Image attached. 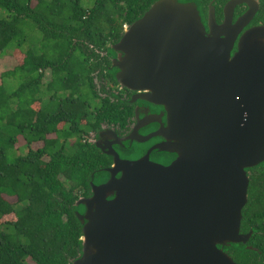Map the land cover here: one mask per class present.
Returning a JSON list of instances; mask_svg holds the SVG:
<instances>
[{"label":"water","instance_id":"obj_1","mask_svg":"<svg viewBox=\"0 0 264 264\" xmlns=\"http://www.w3.org/2000/svg\"><path fill=\"white\" fill-rule=\"evenodd\" d=\"M215 34L196 2L157 0L109 46L117 86L135 93L129 103L160 107L167 117L155 135L135 129L128 139L161 135L164 143L129 161L101 142L105 132L93 142L113 163L74 205L81 254L70 264H237L227 252L234 245L258 252L241 223L248 171L264 163V28L245 32L232 56L236 38L221 53ZM215 74L229 84V109L204 90ZM153 150L176 158L152 162Z\"/></svg>","mask_w":264,"mask_h":264},{"label":"trees","instance_id":"obj_2","mask_svg":"<svg viewBox=\"0 0 264 264\" xmlns=\"http://www.w3.org/2000/svg\"><path fill=\"white\" fill-rule=\"evenodd\" d=\"M91 1L86 9L83 0H0V55L17 61L0 75V264L79 257L74 205L110 166L90 135L103 125L126 129L132 117V106L99 95L95 80L117 89L109 46L157 0ZM18 75L24 82L8 89ZM248 172L241 233L253 231L248 246L258 252L243 245L227 252L237 264H264V163Z\"/></svg>","mask_w":264,"mask_h":264},{"label":"flooded vegetation","instance_id":"obj_3","mask_svg":"<svg viewBox=\"0 0 264 264\" xmlns=\"http://www.w3.org/2000/svg\"><path fill=\"white\" fill-rule=\"evenodd\" d=\"M198 10L201 16L203 25L206 28L207 34H211V31H215L214 35L215 46L218 51L224 53L232 42L233 38L236 41L231 51V56L237 51L238 44L242 35L250 29L264 28V0H197ZM230 9L228 10V7ZM246 15H250V19L247 24L238 31L234 30L238 20ZM213 20L212 26L209 25ZM228 22L230 25H226ZM224 26V27H223ZM218 56V55H217ZM95 62V58H92ZM219 63L221 59H216ZM94 75H99V70ZM215 79V82L211 83ZM221 74H215L212 80L204 85V90L208 93L215 95L214 97H220L218 106L221 108L224 106L229 109L232 105V101H227L229 98L226 94L229 93V84L224 82ZM99 95L104 97L107 94L119 99L122 102L132 106V117L129 118L126 129L120 127H108L103 125L102 129L96 134H91L89 142L93 144L97 139L101 137V133H104L101 142L112 143V149L121 159L135 161L146 155V153L157 146L158 144L164 143V138L161 135L153 137L146 143H137L132 139H128L133 131L136 129L137 133L141 137L148 135H155L158 131L164 128L167 124V117L160 107L144 104L143 102H136L133 104L129 103V100L135 95L133 92H129L125 89H120L117 85V89H110L104 82L100 83L95 80ZM104 88V89H103ZM113 132L117 139L113 138L106 132ZM149 158L152 162L162 164L164 166L169 165L175 158L176 155L170 154L164 151L153 150L149 154ZM110 166H112L113 158L109 157ZM104 168L103 170L108 169ZM246 234V233H244Z\"/></svg>","mask_w":264,"mask_h":264},{"label":"rangeland","instance_id":"obj_4","mask_svg":"<svg viewBox=\"0 0 264 264\" xmlns=\"http://www.w3.org/2000/svg\"><path fill=\"white\" fill-rule=\"evenodd\" d=\"M82 6L86 9H88L92 6V1L91 0H83ZM35 36H38V35H35ZM18 61H19V58H18ZM16 64H17V61H16L14 56H12V55H8V56L0 55V75L2 73H4L5 71L12 70L16 66ZM49 78H50V72L46 71L42 83L43 84L47 83L49 81ZM24 80H25V78L23 76L18 75L16 78L9 79L8 84H6V86L8 89L10 88V90H13V89L15 90L18 88V86L21 83L24 82ZM46 101H47V99H46ZM19 143H21V141ZM19 143H18V145H16L17 148H19ZM39 147H40V145L34 146V148H39ZM10 201L13 202L14 200L10 199ZM11 220H14V217L12 215L3 217L1 219V222L11 221Z\"/></svg>","mask_w":264,"mask_h":264}]
</instances>
